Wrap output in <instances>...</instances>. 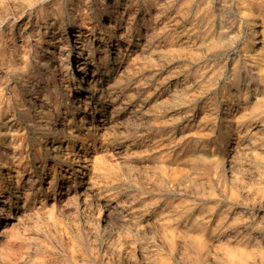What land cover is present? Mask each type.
I'll return each mask as SVG.
<instances>
[{
  "label": "rangeland",
  "instance_id": "obj_1",
  "mask_svg": "<svg viewBox=\"0 0 264 264\" xmlns=\"http://www.w3.org/2000/svg\"><path fill=\"white\" fill-rule=\"evenodd\" d=\"M28 1L0 0V58L7 59L8 64L0 63V152L7 156L9 174L18 178L17 183H12L9 203L5 205L15 217L16 236L8 242L14 253L11 256L17 253L15 258L28 264L34 260L36 264H264V68L261 71L257 65L261 61L264 67V0H241L243 4L240 0H208L210 3L207 0H79V4L76 0H52L59 2V10L51 0H40L34 8ZM76 4L78 11L73 10ZM50 8L52 12L41 19V14ZM53 15L61 21L53 25L55 30L51 32L43 21L46 18L49 21ZM258 15H263L262 34L257 41L262 51L260 56L253 54L249 40L253 20ZM83 17L88 25L84 33H92L93 37L107 39L115 34V27L120 33L118 41L114 42L117 45L104 47L106 50L86 47L83 53L88 64L86 73L80 71L78 75H71L70 64L75 55L71 61L65 54L56 55L48 65L41 66L33 50L42 49L41 56L50 57L46 49L48 38L57 41L65 33L70 38V26L80 24ZM68 46L77 56L73 39ZM118 47L121 52L117 53ZM19 67L29 70V77L32 75L28 80L32 87L29 92L22 91L18 75L14 73ZM6 69L8 74L4 72ZM89 72H94L98 78L90 98L93 103L83 114L87 118L84 127L78 123L74 100L84 88V80L77 82ZM177 93L179 96H174ZM39 99L41 106L39 103L38 109H34ZM249 106L252 109H247ZM39 110L48 111L49 116L42 126L35 119ZM98 117L99 125L88 127L86 122L92 119L96 122ZM71 132L79 138L71 140ZM86 139L92 142L89 148ZM43 145L49 149L45 150L47 146ZM80 152L88 156L94 154L88 166L96 161L90 174L86 171L83 174L92 184L84 193L77 178L72 182V177H68L67 183L62 184L63 170L56 160L67 155L68 161L76 167L81 163L77 160ZM101 168L104 170H99ZM0 192H4L3 189ZM3 240L1 236L0 244Z\"/></svg>",
  "mask_w": 264,
  "mask_h": 264
},
{
  "label": "bare ground",
  "instance_id": "obj_2",
  "mask_svg": "<svg viewBox=\"0 0 264 264\" xmlns=\"http://www.w3.org/2000/svg\"><path fill=\"white\" fill-rule=\"evenodd\" d=\"M4 1V0H3ZM6 1V0H5ZM17 1V0H16ZM23 1V0H22ZM40 0H29L28 2H29V4L31 5V6H33V8L37 5V4H39L40 2H39ZM77 2V4H79L80 3V1L79 0H76ZM115 1V0H114ZM191 1H193V0H191ZM196 1V0H195ZM208 1V0H207ZM223 1V0H222ZM229 1V0H228ZM241 1V0H240ZM259 1V0H258ZM2 2V1H1ZM26 2V1H25ZM24 2V3H25ZM50 2H52V0L50 1ZM70 2V1H69ZM82 2V1H81ZM111 2V1H110ZM129 2V1H128ZM155 2H157V1H155ZM209 2V1H208ZM208 2H206V3H208ZM225 2V1H224ZM230 2V1H229ZM242 2V1H241ZM246 2V1H245ZM251 2V1H250ZM15 3V2H14ZM20 3H21V1H20ZM23 3V4H24ZM53 3V2H52ZM196 3V2H195ZM210 3V2H209ZM238 3V2H237ZM249 3V2H248ZM255 3H256V1H255ZM263 3V2H262ZM9 4V3H8ZM28 4V3H27ZM44 4V3H43ZM42 4V5H43ZM53 4H55V6H54V8L55 9H57V10H59L60 8H61V5L59 4V2H55V3H53ZM76 4V5H77ZM113 4V3H112ZM131 4V3H130ZM142 4V3H141ZM153 4V3H152ZM151 4V5H152ZM169 4H170V2H169ZM176 4V3H175ZM174 4V5H175ZM180 4V3H179ZM178 4V5H179ZM218 4V3H217ZM241 4V3H240ZM242 4H243V2H242ZM261 4V3H260ZM196 5V4H195ZM213 5V4H212ZM5 6V5H4ZM21 6V5H20ZM19 6V7H20ZM28 6V5H27ZM30 6V7H31ZM96 6V5H95ZM134 6V5H133ZM142 6V5H141ZM156 6H158V5H156ZM192 6V5H191ZM197 6V5H196ZM200 6V5H199ZM229 6V5H228ZM250 6V5H249ZM252 6V5H251ZM257 6V5H256ZM7 7V6H6ZM47 7V6H46ZM79 7V5H77V7H73V10L74 11H78V8ZM86 7V6H85ZM84 7V8H85ZM177 7V6H176ZM210 7H212V6H210ZM1 8V7H0ZM43 8V7H42ZM89 8V7H88ZM90 8H91V6H90ZM89 8V9H90ZM113 8V7H112ZM171 8H172V6H171ZM180 8V7H179ZM202 8V7H201ZM246 8V7H245ZM252 8V7H251ZM2 9V8H1ZM36 9V8H35ZM40 9V8H39ZM157 9V8H156ZM170 9V8H169ZM217 9V8H216ZM242 9V8H241ZM255 9V8H254ZM21 10V9H20ZM37 10V9H36ZM52 10H53V8L51 9H48L47 11H45V12H41L42 14V17H41V19H43L44 17H46V16H48V14L49 13H51L52 12ZM70 10V9H69ZM122 10V9H121ZM160 10V9H159ZM184 10V9H183ZM192 10V9H191ZM248 10V9H247ZM263 10H264V8H263ZM13 11V10H12ZM11 11V12H12ZM89 11V10H88ZM127 11V10H126ZM147 11V10H146ZM158 11V10H157ZM181 11V10H180ZM196 11V10H195ZM203 11V10H202ZM210 11V10H209ZM218 11V10H217ZM237 11V10H236ZM1 12V11H0ZM13 12H15V11H13ZM17 12V11H16ZM27 12V11H26ZM87 12V11H86ZM165 12V11H164ZM184 12V11H183ZM8 13V12H7ZM18 13H20V12H18ZM22 13V12H21ZM31 13V12H30ZM74 13V12H73ZM105 13V12H104ZM142 13V12H141ZM147 13V12H146ZM161 13H163V12H161ZM176 12H174V14H175ZM212 13V12H211ZM225 13V12H224ZM227 13H230V12H227ZM256 13V12H255ZM54 14V13H53ZM60 14V13H59ZM131 14V13H130ZM154 14V13H153ZM194 14H196V13H194ZM233 14V13H232ZM247 14V13H246ZM245 13H244V15H246ZM259 14H260V12H259ZM4 15V14H3ZM10 15V14H9ZM14 15V14H13ZM18 15V14H17ZM16 15V16H17ZM80 15V14H79ZM132 15V14H131ZM151 15V14H150ZM182 15V14H181ZM218 15V14H217ZM36 16V15H35ZM82 16V15H81ZM160 16V15H159ZM169 16H171V15H169ZM182 16H184V15H182ZM187 16V15H186ZM186 16H184V17H186ZM190 16V15H189ZM243 16V15H242ZM241 16V18H243ZM249 16V15H248ZM252 16V15H251ZM254 16H255V14H254ZM253 16V17H254ZM263 16V15H262ZM262 16L261 15H258V16H256V18L253 20V26H252V31H251V35H250V42H251V46H252V48H253V54L254 55H259L260 56V52H262L257 46L259 45H257V41H258V39H259V37L261 36V34H262V30H261V21L263 20L262 19ZM100 17V16H99ZM126 17V16H125ZM134 17V16H133ZM178 17V16H177ZM220 17V16H219ZM225 17V16H224ZM35 18V17H34ZM87 18V17H86ZM171 17H169V19H170ZM183 18V17H182ZM203 18V17H202ZM214 19H215V17H213ZM233 18V17H232ZM231 18V19H232ZM238 18V17H237ZM248 18V17H247ZM57 19V17H56V15H53V17L51 18V19H49V21H48V18H46L45 19V22L43 21V24H45L46 26H50V29H51V32L53 31V30H55V28H54V24H56L57 22L58 23H60V21H57L56 20ZM81 19V18H80ZM121 19V18H120ZM142 19V18H141ZM152 19V18H151ZM175 19H176V17H175ZM204 19V18H203ZM205 19H206V17H205ZM225 19V18H224ZM228 19V18H227ZM229 19H230V17H229ZM53 20H56V21H53ZM64 20V19H63ZM84 17L80 20V24H72L71 26H70V28L72 29V32H71V34H70V38H68V35H67V33H65V34H63V35H61V38H59L57 41H54V38H48V40H47V46H46V49H47V52H50L51 53V56L50 57H47V58H45V57H43V56H41V52H42V49L41 50H33V56L34 57H38L37 59H38V63L42 66V65H48L49 64V62H50V60L52 59V57H54V56H56V55H58V56H61V55H64L65 54V57H66V59L67 60H69V61H71L72 60V57L75 55V58H74V60H73V62L70 64V73H71V75L72 76H74L75 74H77L78 75V73L80 72V71H82V72H87V66H88V64H86V62H85V56H83L84 54V51L86 50L85 48L86 47H88L89 49H93V48H95V47H98V48H101L102 50H106V49H103L104 47H107V46H114V45H117V43H114L115 41H118V39H119V37H120V33H118L117 31H116V28L114 27L113 28V31L115 32V34H113V35H109L108 36V38L107 39H104V37H102V36H99V37H93V35H92V33H89L88 35L87 34H85L84 33V29H86V28H88L87 26H86V24H85V22H84ZM88 20V19H87ZM105 20V19H104ZM179 20V19H178ZM199 20V19H198ZM200 20H202V19H200ZM250 20H251V18H250ZM143 21V20H142ZM177 21V20H176ZM191 21V20H190ZM194 21V20H193ZM204 21V20H203ZM206 21V20H205ZM6 22V21H5ZM4 22V23H5ZM37 22V21H36ZM150 22H151V20H150ZM160 22V21H159ZM167 22V21H166ZM173 22H175V21H173ZM224 22V21H223ZM226 22V21H225ZM240 22V21H239ZM238 22V23H239ZM10 23V22H9ZM79 23V22H78ZM116 23V22H115ZM148 23V22H147ZM178 23V22H177ZM196 23H197V21H196ZM212 23V22H211ZM215 23V22H214ZM219 23V22H218ZM241 23V22H240ZM3 24V23H2ZM38 24V23H37ZM140 24V23H139ZM166 24V23H165ZM181 24V23H180ZM192 24V23H191ZM202 24V23H201ZM8 25V24H7ZM54 25V26H53ZM66 25V24H65ZM205 25V24H204ZM211 25V24H210ZM214 25V24H213ZM221 25V24H220ZM224 25V24H223ZM248 25V24H247ZM11 26V25H10ZM39 26V25H38ZM46 26H45V33H47V31L48 30H46ZM109 26H111V25H109ZM126 26V25H125ZM174 26V25H173ZM194 26V25H193ZM197 26V25H196ZM240 26V25H239ZM246 26V25H245ZM244 26V27H245ZM37 27V26H36ZM35 27V28H36ZM58 27V26H57ZM171 27V26H170ZM204 27V26H203ZM222 27V26H221ZM220 27V28H221ZM10 28V27H9ZM12 28V27H11ZM30 28V27H29ZM28 28V29H29ZM93 28V27H92ZM96 28V27H95ZM180 28V27H179ZM179 28H178V30H179ZM183 28V27H182ZM187 28V27H186ZM196 28V27H195ZM208 28V27H207ZM211 28H213V26L211 27ZM233 28V27H232ZM241 28V27H240ZM25 29V28H24ZM24 29H22V30H24ZM49 29V28H48ZM160 29V28H159ZM184 29V28H183ZM193 29V28H192ZM200 29V28H199ZM215 29V28H214ZM230 29V28H229ZM236 29V28H235ZM249 29V28H248ZM95 30V29H94ZM191 30V29H190ZM194 30V29H193ZM28 31V30H27ZM36 31V30H35ZM66 31V30H65ZM100 31H101V29H100ZM134 31V30H133ZM145 31V30H144ZM152 31V30H151ZM186 31V30H185ZM184 31V32H185ZM222 31V30H221ZM226 31V30H225ZM225 31H224V33H225ZM243 31V30H242ZM248 31V30H247ZM264 31V30H263ZM22 32V31H21ZM141 32V31H140ZM163 32V31H162ZM172 32V31H171ZM199 32V31H198ZM212 32V31H211ZM27 33V32H26ZM129 33V32H128ZM158 33V32H157ZM166 33H167V31H166ZM177 33H179V32H177ZM176 33V34H177ZM190 33V32H189ZM201 33V32H200ZM213 33H215V32H213ZM239 33V32H238ZM247 33V32H246ZM29 34V33H28ZM104 34V33H103ZM130 34V33H129ZM132 34V33H131ZM156 34V33H155ZM228 34V33H227ZM244 34V33H243ZM3 35V34H2ZM1 35V36H2ZM8 35V34H7ZM153 35V34H152ZM168 35H173V33L172 34H168ZM214 35V34H213ZM28 36V35H27ZM34 36V35H33ZM60 36V35H59ZM123 36V35H122ZM163 36V35H162ZM232 36V35H231ZM237 37H238V35H236ZM248 36V35H247ZM13 37V36H12ZM176 37V36H175ZM178 37V36H177ZM180 37V36H179ZM185 37H186V35H185ZM205 37V36H204ZM207 37V36H206ZM233 37H235V36H233ZM249 37V36H248ZM264 37V36H263ZM15 38V37H14ZM221 38V37H220ZM219 38V39H220ZM228 38V37H227ZM232 38V37H231ZM236 38V37H235ZM19 39V38H18ZM70 39L72 40L73 39V48H75V53L77 52V56H76V54H74V51H72V50H70V47L68 46L69 45V42H70ZM148 39V38H147ZM152 39V38H151ZM247 39V38H246ZM17 40V39H16ZM142 40V39H141ZM161 40V39H160ZM174 40V39H173ZM190 40V39H189ZM191 40H193L194 41V39H191ZM226 40V39H225ZM233 40V39H232ZM260 40V39H259ZM133 41V40H132ZM174 41H177V40H174ZM200 41V40H199ZM228 41V40H227ZM239 41V40H238ZM138 42V41H137ZM157 42V41H156ZM186 42V41H185ZM188 42V41H187ZM201 42V41H200ZM199 42V43H200ZM221 42V41H220ZM24 43V42H23ZM173 43V42H172ZM178 43V42H177ZM192 43V42H191ZM223 43H225V42H223ZM229 43V42H228ZM231 43H233V42H231ZM248 43V42H247ZM263 43V42H262ZM33 44H34V42H33ZM145 44V43H144ZM151 44H153V43H151ZM181 44V43H180ZM197 44V43H196ZM236 44V43H235ZM148 45V44H147ZM215 45V44H214ZM217 45V44H216ZM219 45V44H218ZM227 45V44H226ZM234 45V44H233ZM238 45V44H237ZM24 46V45H23ZM28 46V45H27ZM129 46V45H128ZM141 46V45H140ZM173 46V45H172ZM190 46V45H189ZM195 46V45H194ZM224 46V45H223ZM230 46V45H229ZM6 47V46H5ZM13 47V46H12ZM20 47V46H19ZM162 47V46H161ZM167 47V46H166ZM209 46H207V48H208ZM212 47V46H211ZM232 47V46H231ZM29 48V47H28ZM87 48V49H88ZM142 48V47H141ZM176 48V47H175ZM182 48V47H181ZM187 48V47H186ZM197 48V47H196ZM200 48V47H199ZM198 48V49H199ZM226 48V47H225ZM243 48V47H242ZM109 49V48H108ZM114 49V48H113ZM125 49V48H124ZM139 49V48H138ZM187 49H189V48H187ZM221 49H223V48H221ZM237 49V48H236ZM169 50V49H168ZM196 50V49H195ZM217 50V49H216ZM225 50V49H224ZM223 50V51H224ZM3 51V50H2ZM30 51V50H29ZM64 51L66 52V53H64ZM87 51V50H86ZM120 51V48L118 47V49H116V52L118 53ZM167 51V50H166ZM182 52H183V50H181ZM189 51V50H188ZM193 51V50H192ZM191 51V52H192ZM221 51V50H220ZM234 51V50H233ZM1 52V51H0ZM10 52V51H9ZM16 52V51H15ZM20 52V51H19ZM23 52V51H22ZM21 52V53H22ZM92 52V51H91ZM121 52V51H120ZM155 52V51H154ZM198 52V51H197ZM218 52V51H217ZM225 52V51H224ZM252 52V51H251ZM17 53V52H16ZM90 53V52H89ZM241 53V52H240ZM249 53V52H248ZM116 54V53H115ZM130 54V53H129ZM138 54H141V53H138ZM162 54V53H161ZM198 54V53H197ZM223 54V53H222ZM237 54V53H236ZM30 55V54H29ZM126 55V54H125ZM249 54H247V56H248ZM262 55V54H261ZM104 57H107L108 55L107 54H104L103 55ZM156 56H158V55H156ZM169 56V55H168ZM220 56V55H219ZM231 56V55H230ZM239 56V55H238ZM241 56V55H240ZM264 56V55H263ZM20 57H22V55L20 56ZM64 57V56H63ZM119 57V56H118ZM162 57V56H161ZM236 57V56H235ZM87 58V57H86ZM92 58V57H91ZM121 58V57H120ZM231 58V57H230ZM28 59V58H27ZM27 59H24L23 60V62L28 66V64H27ZM35 59V58H34ZM58 59V58H57ZM88 59V58H87ZM113 59V58H112ZM115 59V58H114ZM126 59V58H125ZM240 59V58H239ZM252 59V58H251ZM0 60H1V64L3 65V64H5L6 66L8 65L7 64V59H5V58H0ZM89 60V59H88ZM232 60V59H231ZM29 61V60H28ZM52 61H54V60H52ZM129 61V60H128ZM136 61V60H135ZM240 61V60H239ZM263 61V60H262ZM33 62V61H32ZM36 62V61H35ZM235 62H237V60L235 61ZM30 63V62H29ZM226 63V62H225ZM244 63V62H243ZM16 64V63H15ZM32 64V63H31ZM30 64V65H31ZM130 64V63H129ZM128 64V65H129ZM240 64V63H239ZM245 64V63H244ZM25 65V66H26ZM55 65H57V64H55ZM65 65V64H64ZM236 65H237V63H236ZM257 65H258V69L259 70H261L262 71V69L264 68L263 67V63L261 62V61H258V63H257ZM36 66V65H35ZM51 66V65H50ZM126 66H127V64H126ZM222 66V65H221ZM226 66V65H225ZM233 66H234V64H233ZM239 67V66H238ZM253 67V66H252ZM29 68V67H28ZM58 68V67H57ZM60 68V67H59ZM163 68V67H162ZM45 69V68H44ZM233 69H234V67H233ZM36 70V69H35ZM249 70V69H248ZM256 70V69H255ZM254 70V71H255ZM51 71V70H50ZM55 71V70H54ZM58 71V70H57ZM214 71V70H213ZM229 71V70H228ZM245 71V70H244ZM2 72H3V70H2ZM5 72V74H8V71H7V69L4 71ZM3 72V73H4ZM46 72V71H45ZM222 72H224V71H222ZM243 72V71H242ZM252 72V71H251ZM14 73L15 74H17L18 75V79H19V83H20V87H21V89H22V91L24 92V93H26V92H29L31 89H32V87H31V85L28 83V80L31 78V76L29 77V70H27V69H25V67H19V68H17V69H15L14 70ZM33 73V72H32ZM44 73V72H43ZM94 73V72H93ZM93 73H91L90 74V72H89V74L87 75V76H85L84 78H82V76H81V78L79 79V81L77 82V83H79L80 84V81L81 80H84V83H83V89L81 88L79 91H78V93H77V95L75 96L76 97V99L74 100V102H75V104H76V110L78 111V116H79V125L80 126H84V125H86L84 122H85V119H87V118H85V116H83V114L87 111V109L90 107V105L93 103L92 101H90V98H92V95H93V91L95 90V87H96V80H97V76H94V74ZM117 73H119V72H117ZM253 73V72H252ZM222 74V73H221ZM225 74V73H224ZM247 74V73H246ZM263 74V73H262ZM16 75V76H17ZM46 75V74H45ZM48 75V74H47ZM82 75V74H81ZM114 75V74H113ZM112 75V76H113ZM118 75V74H117ZM219 75V74H218ZM217 75V76H218ZM251 75V74H250ZM15 76V77H16ZM111 76V75H110ZM220 76V75H219ZM237 76V75H236ZM38 77V76H37ZM58 77V76H57ZM56 77V78H57ZM119 77V76H118ZM229 77V76H228ZM232 77V76H231ZM249 77V76H248ZM264 77V76H263ZM4 78V77H3ZM240 78V77H239ZM247 78V77H246ZM8 79V78H7ZM64 79V78H63ZM219 79V78H218ZM58 80V79H57ZM214 80H216V79H214ZM263 80V79H262ZM261 80V81H262ZM43 81V80H42ZM69 81V80H68ZM244 81V80H243ZM250 81V80H249ZM117 82V81H116ZM202 82V81H201ZM201 82H199V83H201ZM206 82V81H205ZM211 82V81H210ZM236 82V81H235ZM247 82V81H246ZM245 82V83H246ZM15 83V82H14ZM108 83V82H107ZM226 83V82H225ZM256 83V82H255ZM114 84V83H113ZM125 84V83H124ZM189 84V83H188ZM229 84V83H228ZM19 85V84H18ZM116 85V84H115ZM122 85V84H121ZM157 85V84H156ZM173 85V84H172ZM193 85V84H192ZM246 85V84H245ZM182 86V85H181ZM191 86V85H190ZM222 86V85H221ZM220 86V87H221ZM262 86V85H261ZM13 87V86H12ZM58 87V86H57ZM98 87V86H97ZM117 87V86H116ZM152 87V86H151ZM234 87V86H233ZM245 87V86H244ZM251 87V86H250ZM3 88V87H2ZM17 88V87H16ZM63 88V87H62ZM109 88V87H108ZM123 88H125V87H123ZM126 88H128V87H126ZM125 88V89H126ZM183 88V87H182ZM181 88V89H182ZM186 88V87H185ZM255 88V87H254ZM257 88H258V86H257ZM66 89V88H65ZM100 89V91L102 90V88L100 87L99 88ZM222 89V88H221ZM259 89H260V87H259ZM7 90V89H6ZM19 90V89H18ZM49 90V89H48ZM130 90H131V88H130ZM192 90V89H191ZM216 90V89H215ZM246 90V89H245ZM66 91V90H65ZM128 91V90H127ZM221 91V90H220ZM219 91V92H220ZM236 91V90H235ZM257 91V90H256ZM5 92V91H4ZM56 92H57V90H56ZM132 92V91H131ZM159 92V91H158ZM189 92V91H188ZM9 93V92H8ZM16 93V92H15ZM39 93V92H38ZM37 93V94H38ZM97 93V92H96ZM156 93V92H155ZM257 93V92H256ZM262 93V92H261ZM45 94V93H44ZM116 94V93H115ZM178 94V95H177ZM177 94H175L174 96H179V93H177ZM235 94V93H234ZM237 94V93H236ZM18 95V94H17ZM16 95V96H17ZM75 95V94H74ZM97 95H100V94H97ZM96 95V96H97ZM105 95V94H104ZM241 95V94H240ZM243 95V94H242ZM247 95V94H246ZM255 95V94H254ZM258 95V94H257ZM256 95V96H257ZM1 96V95H0ZM37 96V95H36ZM52 96V95H51ZM66 96V95H65ZM188 96V95H187ZM209 96V95H208ZM239 96V95H238ZM248 96V95H247ZM22 97V96H21ZM99 97V96H98ZM108 97V96H107ZM157 97V96H156ZM214 97V96H213ZM230 97V96H229ZM232 97V96H231ZM235 97V96H234ZM240 97V96H239ZM261 97V96H260ZM36 98V97H35ZM48 98V97H47ZM131 98V97H130ZM208 98V97H207ZM251 98V97H250ZM264 98V97H263ZM262 98V99H263ZM7 99V98H6ZM32 99H33V97H32ZM38 99V98H37ZM43 99V98H42ZM62 99V98H61ZM110 99V98H109ZM185 99V98H184ZM191 99V98H190ZM189 99V100H190ZM236 99V98H235ZM238 99V98H237ZM244 99V98H243ZM242 99V100H243ZM259 99V98H258ZM262 99L260 100V101H262ZM45 100V99H44ZM154 100V99H153ZM156 100V99H155ZM195 100V99H194ZM5 101V100H4ZM51 101V100H50ZM55 101V100H54ZM110 101V100H109ZM128 101V100H127ZM170 101V100H169ZM168 101V102H169ZM185 101V100H184ZM216 101V100H215ZM228 101V100H227ZM18 102H20V101H18ZM41 99H39V101L37 102V105L34 107V109H38V104L40 103V106H41ZM178 102H179V100H178ZM192 102V101H191ZM220 102V101H219ZM1 103H3V102H1ZM67 103V102H66ZM124 103V102H123ZM172 103V102H171ZM185 103H187V102H185ZM233 103V102H232ZM250 103V102H249ZM4 104H6V103H4ZM19 104V103H18ZM58 104V103H57ZM64 104V103H63ZM218 104V103H217ZM224 104V103H223ZM257 104V103H256ZM255 104V105H256ZM262 104V103H261ZM261 104H259V107L261 106ZM12 105V104H11ZM74 105V104H73ZM120 105V104H119ZM132 105V104H131ZM171 105V104H170ZM173 105V104H172ZM183 105V104H182ZM187 105V104H186ZM204 105V104H203ZM209 105V104H208ZM215 105V104H214ZM238 105V104H237ZM241 105V104H240ZM245 105V104H244ZM243 105V106H244ZM250 105H252V103H250ZM253 105H254V103H253ZM22 106V105H21ZM30 106V105H29ZM93 106V105H92ZM125 106H127V105H125ZM130 106V105H129ZM176 106V105H175ZM218 106H219V104H218ZM12 107V106H11ZM24 107H25V105H24ZM60 107V106H59ZM119 107V106H118ZM187 107V106H186ZM196 107V106H195ZM199 107V106H198ZM211 107V106H210ZM228 107V106H227ZM236 107V106H235ZM5 108V107H4ZM13 108V107H12ZM17 108H18V106H17ZM109 108V107H108ZM114 108V107H113ZM183 108V107H182ZM205 108V107H204ZM209 108V107H208ZM224 108V107H223ZM244 108V107H243ZM250 109L251 107L249 106V107H247V109ZM46 109V108H45ZM132 109V108H131ZM173 109V108H172ZM192 109V108H191ZM202 109V108H201ZM252 109V108H251ZM3 110V109H2ZM170 110V109H169ZM91 111V110H90ZM114 111V110H113ZM210 111V110H209ZM223 111V110H222ZM221 111V112H222ZM262 111V110H261ZM26 112V111H25ZM31 112V111H30ZM47 112L48 111H44V110H39L38 112H36V115H35V119H36V123L38 124V125H44L45 123H46V120H47V117H49L48 116V114H47ZM72 112V111H71ZM130 112H132V111H130ZM166 112V111H165ZM183 112V111H182ZM204 112V111H203ZM211 112V111H210ZM218 112V111H217ZM227 112V111H226ZM247 112V111H246ZM16 113V112H15ZM27 113H29V112H27ZM33 113V112H32ZM56 113V112H55ZM91 113V112H90ZM113 113V112H112ZM224 113V112H223ZM258 113V112H257ZM3 114H4V112H3ZM67 114V113H66ZM185 114V113H184ZM188 114V113H187ZM242 114V113H241ZM249 114H250V112H249ZM13 115V114H12ZM53 115V114H52ZM126 115V114H125ZM138 115V114H137ZM195 115V114H194ZM217 115V114H216ZM228 115V114H227ZM235 115V114H234ZM27 116V115H26ZM54 116V115H53ZM135 116H136V114H135ZM141 116V115H140ZM169 116H170V114H169ZM178 116V115H177ZM208 116V115H207ZM212 116V115H211ZM217 116H219V115H217ZM229 116V115H228ZM253 116H255V115H253ZM12 117V116H11ZM15 117V116H14ZM32 117V116H31ZM58 117V116H57ZM62 117H63V115H62ZM109 117V116H108ZM181 117H182V115H181ZM209 117V116H208ZM264 117V116H263ZM10 118V117H9ZM13 118V117H12ZM53 118V117H52ZM55 118V117H54ZM69 118V117H68ZM200 118V117H199ZM207 118V117H206ZM223 118V117H222ZM227 118V117H226ZM232 118V117H231ZM77 119V118H76ZM193 119V118H192ZM224 119V118H223ZM63 120H64V118H63ZM168 120V119H167ZM221 120V119H220ZM250 120V119H249ZM253 120V119H252ZM251 120V121H252ZM196 121V120H195ZM250 121V122H251ZM1 122V121H0ZM24 122V121H23ZM26 122V121H25ZM32 122V121H31ZM34 122V121H33ZM72 122V121H71ZM101 122V119L98 117L97 119H96V122L95 121H93V119L92 120H90L89 122H86V123H88V127H91V126H95V125H99V123ZM110 122V121H109ZM218 122V121H217ZM255 122V121H254ZM28 123V122H27ZM209 123V122H208ZM213 123H214V121H213ZM242 123H244V122H242ZM22 124V123H21ZM54 124V123H53ZM67 124V123H66ZM105 124V123H104ZM138 124V123H137ZM141 124V123H140ZM178 124V123H177ZM203 124V123H202ZM219 124V123H218ZM52 125V124H51ZM71 125H72V123H71ZM78 125V126H79ZM200 125V124H199ZM212 125V124H211ZM216 125V124H215ZM258 125V124H257ZM8 126H9V124H8ZM27 126V125H26ZM35 126V125H34ZM49 126V125H48ZM57 126V125H56ZM74 126V125H73ZM44 127V126H43ZM54 127V126H53ZM85 127V126H84ZM103 127V126H102ZM158 127V126H157ZM186 127V126H185ZM184 127V128H185ZM40 128V127H39ZM46 128V127H45ZM61 128V127H60ZM67 128V127H66ZM160 128V127H159ZM255 128V127H254ZM263 128V127H262ZM4 129V128H3ZM15 129H16V127H15ZM19 129V128H18ZM64 129V128H63ZM108 129V128H107ZM138 129V128H137ZM136 129V130H137ZM173 129V128H172ZM193 129V128H192ZM198 129V128H197ZM219 129V128H218ZM17 130V129H16ZM43 130V129H42ZM82 130V129H81ZM103 130V129H102ZM230 130V129H229ZM237 130V129H236ZM28 131H30V130H28ZM50 131V130H49ZM64 131V130H63ZM66 131V130H65ZM105 131V130H104ZM184 131H186V130H184ZM217 131V130H216ZM239 131V130H238ZM252 131V130H251ZM10 132V131H9ZM26 132V131H25ZM33 132V131H32ZM38 132H39V130H38ZM57 132V131H56ZM70 132V131H69ZM102 132V131H101ZM195 132V131H194ZM20 133V132H19ZM66 133V132H65ZM105 133H107V132H105ZM145 133V132H144ZM156 133V132H155ZM184 133V132H183ZM191 133V132H190ZM244 133V132H243ZM1 134H2V130H0V136H1ZM71 134H72V132H71ZM108 134V133H107ZM111 134V133H110ZM235 134V133H234ZM241 134V133H240ZM58 135V134H57ZM66 135V134H65ZM64 135V136H65ZM101 135V134H100ZM116 135V134H115ZM119 135V134H118ZM212 135V134H211ZM264 135V134H263ZM13 136V135H12ZM79 135L78 134H72V136L70 137L71 138V140H76V139H78L79 137H78ZM96 136V135H95ZM106 136V135H105ZM120 136V135H119ZM186 136V135H185ZM10 137H11V135H10ZM18 137V136H17ZM28 137V136H27ZM44 137V136H43ZM109 137V136H108ZM183 137V136H182ZM216 137V136H215ZM15 138V137H14ZM52 138V137H51ZM81 138V137H80ZM98 138V137H97ZM151 138V137H150ZM173 138V137H172ZM22 139V138H21ZM64 139V138H63ZM92 139H94V138H92ZM119 139V138H118ZM153 139V138H152ZM234 139V138H233ZM253 139H255V136H254V138ZM264 139V138H263ZM16 140V139H15ZM49 140V139H48ZM102 140V139H101ZM114 140V139H113ZM133 140H135V139H133ZM141 140V139H140ZM251 140V139H250ZM10 141V140H9ZM121 141V140H120ZM119 141V142H120ZM147 141V140H146ZM178 141V140H177ZM246 141V140H245ZM14 142V141H13ZM18 142V141H17ZM16 142V143H17ZM32 142V141H31ZM38 142V141H37ZM66 142H67V148L69 149V141H67V139H66ZM82 142V141H81ZM85 142H86V145L88 146V148H89V146H91L92 145V142H91V140L90 139H86L85 140ZM111 142V141H110ZM26 143H28V142H26ZM100 143V142H99ZM105 143H107V142H105ZM113 143V142H112ZM124 143V142H123ZM155 143V142H154ZM217 143V142H216ZM19 144V143H18ZM29 144V143H28ZM109 144V143H108ZM182 144V143H181ZM213 144H214V142H213ZM221 144V143H220ZM22 145H24L23 143H22ZM55 145H56V143H55ZM97 145V144H96ZM95 145V146H96ZM247 145V144H246ZM21 146V145H20ZM28 146V145H27ZM44 146V145H43ZM42 146V147H43ZM45 146H47V145H45ZM44 146V147H45ZM129 146V145H128ZM156 146V145H155ZM192 146H194V145H192ZM242 146H244V145H242ZM60 147V146H59ZM81 147V146H80ZM100 147V146H99ZM185 147V146H184ZM238 147V146H237ZM38 148V147H37ZM51 148V147H50ZM54 148V147H53ZM61 148V147H60ZM65 148V147H64ZM66 148V149H67ZM78 148V147H77ZM123 148V147H122ZM236 148V147H235ZM234 148V149H235ZM247 148V147H246ZM260 148H262V147H260ZM8 149V148H7ZM12 149V148H11ZM20 149V148H19ZM44 149V148H43ZM49 149V147L47 146L46 147V149L45 150H48ZM101 149V148H100ZM146 149H148L147 147H146ZM184 149V148H183ZM218 149V148H217ZM241 149V148H240ZM249 149V148H248ZM9 150V149H8ZM26 150V149H25ZM35 150H36V148H35ZM57 150V149H56ZM87 150V149H86ZM94 150V149H93ZM104 150V149H103ZM113 150V149H112ZM115 150V149H114ZM130 150V149H129ZM187 150V149H186ZM260 150V149H259ZM43 151V150H42ZM53 151V150H52ZM101 151H102V149H101ZM122 151V150H121ZM123 151H125V150H123ZM127 151V150H126ZM146 151V150H145ZM166 151H167V149H166ZM172 151V150H171ZM174 151H175V149H174ZM249 151H251V150H248V152ZM255 151V150H254ZM253 151V152H254ZM261 151V150H260ZM5 152V151H4ZM50 152V151H49ZM55 152V151H54ZM108 152V151H107ZM110 152V151H109ZM108 152V153H109ZM185 152V151H184ZM196 152V151H195ZM242 152V151H241ZM241 152H240V154H241ZM247 152V151H246ZM256 152V151H255ZM51 153V152H50ZM53 153V152H52ZM69 153V151H67V154ZM77 153V152H76ZM81 153V152H80ZM92 153H94V152H92ZM112 153V152H111ZM115 153V152H114ZM127 153V152H126ZM126 153L124 154V155H126ZM128 153H129V151H128ZM168 153H170V152H168ZM176 153V152H175ZM243 153H245L244 151H243ZM251 153V152H250ZM12 154V153H11ZM24 154V153H23ZM40 154V153H39ZM72 154V153H71ZM79 154V153H78ZM100 154V153H99ZM99 154H96V156L98 155L99 156ZM102 154H104V153H102ZM107 154V153H106ZM194 154V153H193ZM261 154V153H260ZM264 154V153H263ZM26 156L28 155V154H25ZM54 155V154H53ZM92 155H94V154H90V156H88V154H86V153H81L80 155H78V158H77V160L78 161H80L81 163H80V165L79 166H76V167H74V166H72L71 165V163L68 161V156L66 155V156H63V157H58V159H56V160H58L59 162H60V165H58L59 167H60V169H62L63 170V172H62V177H63V182H62V184H65V183H67V181H66V178H68V177H72V182H73V180L74 179H76L77 178V180L79 181V184L78 185H80V188L82 189V193H84V192H86V190H87V188H88V186H89V184H90V179H87L86 177L84 178L83 177V174H85V171H86V173L88 172H91V170H93L94 168H95V165H96V161H94V163H93V160H92V165H87V163H88V161L90 160V157L92 156ZM101 155V154H100ZM109 155V154H108ZM108 155H107V157H108ZM123 155V156H124ZM175 155V154H174ZM187 155V154H186ZM262 155V154H261ZM260 155V156H261ZM10 156V155H9ZM57 156V155H56ZM75 156V155H74ZM95 156V157H96ZM103 156V155H102ZM179 156V155H178ZM193 156H195V155H193ZM223 156V155H222ZM6 154L5 153H3V152H0V190L1 189H3V191L4 192H0V196H2L3 198L2 199H0V238H1V236L2 237H4V240H3V243L2 244H0V245H3V247L2 246H0V258H1V264H28L27 262H23V260L21 259V258H15V255L17 254L16 252V250H15V255L12 257L11 255H13L14 253H12L11 252V250H10V248L12 247V246H10L9 244H8V242H9V240H10V238L12 237V236H14L15 235V232H14V230H13V226H14V224H15V222L13 221L14 220V216H13V214H12V211H10V210H7L6 209V207H5V205L7 204L8 205V203H9V195H8V193H11L10 192V190H11V188L14 186L12 183L14 182V183H17V179L16 178H14V177H12L9 173V170L11 169V167H10V165H9V162L7 161V159H6ZM45 157V156H44ZM72 157V156H71ZM116 157V156H115ZM118 157H120V156H118ZM190 157V156H189ZM225 157V156H224ZM262 157H264V156H262ZM22 158H23V156H22ZM25 158V157H24ZM46 158V157H45ZM57 158V157H56ZM70 158V157H69ZM91 158H93V157H91ZM99 158H100V156H99ZM111 158H113V157H111ZM162 158V157H161ZM76 159V158H75ZM105 159H106V157H105ZM177 159V158H176ZM101 160V159H100ZM121 160V159H120ZM23 161V160H22ZM102 161H105V160H102ZM109 161V160H108ZM111 161V160H110ZM116 161V160H115ZM254 161V160H253ZM31 162V161H30ZM29 162V163H30ZM227 162V161H226ZM243 162V161H242ZM29 163H27V164H29ZM78 163V162H77ZM112 163H113V161H112ZM111 163V164H112ZM223 163V162H222ZM244 163V162H243ZM258 163V162H257ZM31 164V163H30ZM62 164H64L65 165V168H62ZM90 164V163H89ZM104 164V163H103ZM116 164V163H115ZM115 164H113V165H115ZM229 165V164H228ZM43 166V165H42ZM64 167V166H63ZM97 167V166H96ZM97 169V168H96ZM220 169V168H219ZM33 170H34V168H33ZM36 170V169H35ZM99 170H104V169H99ZM225 170V169H224ZM14 171V170H13ZM53 171V170H52ZM61 171V170H60ZM105 171H106V169H105ZM16 172H18V170L16 171ZM36 172V171H35ZM34 172V173H35ZM49 173V172H48ZM112 173V172H111ZM225 173H226V171H225ZM17 174V173H16ZM26 174V173H25ZM90 174V173H89ZM100 174H102V173H100ZM107 174H108V172H107ZM21 175V174H20ZM52 175V174H51ZM55 175V174H54ZM86 176H88V174L86 175ZM96 176V175H95ZM112 176V175H111ZM26 177V176H25ZM33 177V176H32ZM35 177V176H34ZM33 177V178H34ZM50 177V176H49ZM102 177V176H101ZM51 178V177H50ZM90 178H91V175H90ZM93 178V180H95V178L94 177H92ZM244 178V177H243ZM15 179V180H14ZM28 179V178H27ZM114 179V178H113ZM102 180H104V179H102ZM38 181V180H37ZM40 181V180H39ZM98 181V180H97ZM100 181V180H99ZM105 181V180H104ZM44 182V181H43ZM50 180L48 179L47 181H46V183L49 185L50 184ZM102 182V181H101ZM122 182V181H121ZM126 182V181H125ZM117 183V182H116ZM169 183V182H168ZM245 183V182H244ZM72 184V183H71ZM97 184V183H96ZM109 184V183H108ZM149 184V183H148ZM154 184V183H153ZM240 184V183H239ZM90 185H92V184H90ZM110 185V184H109ZM118 185H119V183H118ZM245 185V184H244ZM40 186V185H39ZM74 186V185H73ZM106 186H107V184H106ZM115 186V185H114ZM20 187V186H19ZM42 187V186H41ZM46 187V189H48V186H45ZM98 187H99V185H98ZM108 187V186H107ZM112 187V186H111ZM119 187V186H118ZM148 187V186H147ZM25 188V187H24ZM97 188V187H96ZM96 188H94L95 190H96ZM103 188V187H102ZM123 188V187H122ZM98 189V188H97ZM114 189H116V188H114ZM120 189H121V187H120ZM137 190V189H136ZM20 191V190H19ZM27 191V190H26ZM29 191V190H28ZM78 191V190H77ZM77 191H75L76 193H77ZM107 191V190H106ZM125 191V190H124ZM134 191V190H133ZM67 192V191H66ZM91 192V191H90ZM181 192V191H180ZM239 192V191H238ZM247 192V191H246ZM2 193H3V195H2ZM33 193V192H32ZM81 193V194H82ZM244 193V192H243ZM57 194V193H56ZM79 194V193H78ZM170 194V193H169ZM238 194V193H237ZM23 195V194H22ZM25 195V194H24ZM85 195V194H84ZM93 195V194H92ZM96 195V194H95ZM137 195V194H136ZM204 195V194H203ZM248 195V194H247ZM259 195V194H258ZM19 196V195H18ZM61 196V195H60ZM77 196V195H76ZM102 196V195H101ZM121 196V195H120ZM125 196V195H124ZM208 196V195H207ZM243 196H245V195H243ZM16 197V196H15ZM69 197H70V195H69ZM71 197H74V196H71ZM80 197H82V196H80ZM117 197V196H116ZM173 197V196H172ZM240 197H242V196H240ZM28 198V197H27ZM42 198H43V196H42ZM77 198V197H76ZM93 198V197H92ZM243 198V197H242ZM242 198H241V200H242ZM257 198V197H256ZM25 199V198H24ZM49 199H50V197H49ZM107 199H109V197L107 198ZM123 199V198H122ZM247 199H249V197L247 196ZM258 199V198H257ZM15 200V199H14ZM26 200V199H25ZM43 200V199H42ZM95 200V199H94ZM120 200V199H119ZM126 200H128V199H126ZM215 200V199H214ZM238 200V199H237ZM240 200V201H241ZM22 201V200H21ZM38 201V200H37ZM50 201V200H49ZM48 201V202H49ZM55 201V200H54ZM89 201V200H88ZM121 201V200H120ZM125 201V200H124ZM231 201H232V199H231ZM256 201H258V200H256ZM256 201H255V203H256ZM41 202V201H40ZM103 202V201H102ZM122 202V201H121ZM235 202V201H234ZM247 202V201H246ZM56 203V202H55ZM87 203V202H86ZM106 203V202H105ZM126 203V202H125ZM138 203V202H137ZM24 204V203H23ZM50 204V203H49ZM52 204V203H51ZM232 204H234V203H232ZM237 204V203H236ZM95 205H96V203H95ZM102 205V204H101ZM100 205V206H101ZM107 205V204H106ZM111 205V204H110ZM124 205V204H123ZM138 205V204H137ZM162 205V204H161ZM246 205H249V203L248 204H246ZM251 205V204H250ZM40 206V205H39ZM38 206V207H39ZM55 206H57V205H55ZM113 206H114V203H113ZM240 206H242V205H240ZM245 206V205H244ZM257 206H259V205H257ZM29 207V206H28ZM42 207V206H41ZM106 207V206H105ZM144 207V206H143ZM233 207H234V205H233ZM250 207V206H249ZM248 207V208H249ZM252 207V206H251ZM44 208H46V207H44ZM48 208H49V206H48ZM51 208V207H50ZM104 208V207H103ZM196 208H198V207H196ZM202 208V207H201ZM258 208V207H257ZM43 209V208H42ZM54 209H56V207L54 208ZM119 209V208H118ZM124 209V208H123ZM122 209V210H123ZM166 209V208H165ZM193 209V208H192ZM200 209V208H199ZM205 209V208H204ZM251 209V208H250ZM256 209V208H255ZM31 210H32V208H31ZM34 210V209H33ZM40 209L38 208V211H39ZM47 210V209H46ZM52 210V209H51ZM108 209H106V211H107ZM127 210V209H126ZM198 210V209H197ZM258 210V209H257ZM19 211V210H18ZM37 211V210H36ZM49 211V210H48ZM48 211H47V213H48ZM109 211V210H108ZM117 211V210H116ZM215 211V210H214ZM253 211V210H252ZM21 212V211H20ZM31 212V211H30ZM33 212V211H32ZM42 213H43V211H41ZM52 212V211H51ZM54 212V211H53ZM123 212H124V210H123ZM199 212V211H198ZM24 213V212H23ZM36 213V212H35ZM34 212H33V214H35ZM38 213V212H37ZM40 213V212H39ZM45 213H46V211H45ZM45 213H44V215H45ZM24 214H26V212L24 213ZM49 214H51V213H49ZM106 214V213H105ZM138 214V213H137ZM175 214V213H174ZM21 215V214H20ZM36 215V214H35ZM34 215V216H35ZM39 215V214H38ZM53 215V214H52ZM51 215V216H52ZM55 215V214H54ZM23 216V215H22ZM22 216H21V218H22ZM37 216V215H36ZM35 216V217H36ZM49 216V215H48ZM183 216V215H182ZM187 216V215H186ZM257 216V215H256ZM55 217V216H54ZM190 217V216H189ZM20 218V219H21ZM29 218V217H28ZM39 218V217H38ZM37 218V219H38ZM138 218V217H137ZM158 218V217H157ZM20 219H19V221H20ZM22 219H26L25 217L24 218H22ZM30 219V218H29ZM40 219V218H39ZM51 219V218H50ZM52 219H53V217H52ZM58 219V218H57ZM181 219V218H180ZM17 220V219H16ZM45 220H46V218H45ZM45 220H44V222H45ZM47 220H49V219H47ZM59 220V219H58ZM163 220V219H162ZM167 220V219H166ZM188 220V219H187ZM18 221V220H17ZM18 221V222H19ZM22 221L23 220H21L20 222L22 223ZM30 221H31V219H30ZM33 221V220H32ZM54 222H57V221H55V219L53 220ZM161 221V220H160ZM246 221V220H245ZM41 222V221H40ZM43 222V221H42ZM50 223H51V221H49ZM153 222V221H152ZM33 223V222H32ZM37 223H39L38 221H37ZM36 223V224H37ZM49 223V224H50ZM58 223V222H57ZM141 223H143V222H141ZM144 223H146V222H144ZM155 223V222H154ZM187 223V222H186ZM189 223V222H188ZM17 224V223H16ZM35 224V223H34ZM34 224H33V226H34ZM52 224V223H51ZM56 224V223H55ZM97 224V223H96ZM157 224V223H156ZM190 224V223H189ZM19 225V224H18ZM40 225V224H39ZM42 225V224H41ZM40 225V226H41ZM44 226H46L45 225V223H44ZM98 226V225H97ZM154 226H155V224H154ZM154 226H153V228H154ZM35 227H37V226H35ZM42 227V226H41ZM152 227V226H151ZM157 227H158V225H157ZM185 227V226H184ZM192 227H194V226H192ZM206 227V226H205ZM15 228V227H14ZM43 228V227H42ZM46 228V227H45ZM17 229H19V227L17 228ZM36 229V228H35ZM244 229V228H243ZM97 230H98V228H97ZM167 230V229H166ZM248 230V229H247ZM189 231V230H188ZM192 231V230H191ZM226 231V230H225ZM20 232V231H19ZM35 232H36V230H35ZM38 232H39V228H38ZM187 232V231H186ZM196 231H194V233H195ZM211 232V231H210ZM258 232V231H257ZM177 233V232H176ZM243 233V232H242ZM18 234V233H17ZM248 234V233H247ZM16 236V235H15ZM25 236V235H24ZM34 236V235H33ZM209 236V235H208ZM19 237V236H18ZM31 237V236H30ZM34 237H36V235L34 236ZM189 237V236H188ZM215 237V236H214ZM142 238V237H141ZM260 238V237H259ZM22 239V238H21ZM31 239V238H30ZM158 239V238H157ZM156 239V240H157ZM208 239V238H207ZM218 239V238H217ZM13 240V239H12ZM27 240V239H26ZM223 240V239H222ZM32 241V240H31ZM25 242V241H24ZM23 242V243H24ZM217 242V241H216ZM13 243V242H12ZM35 243V242H34ZM233 243V242H232ZM32 246H33V244H31ZM120 245V244H119ZM215 245V244H214ZM13 246H14V244H13ZM141 246V245H140ZM16 247V246H15ZM138 247V246H137ZM163 247V246H162ZM14 248V247H13ZM19 248V247H18ZM18 248H16V249H18ZM25 248H26V246H25ZM30 249V248H29ZM29 249H27V250H29ZM119 251H120V249H119ZM27 252V251H26ZM131 252V251H130ZM139 252V251H138ZM144 252V251H143ZM20 253H23V252H20L19 251V254ZM146 253V252H145ZM260 253H261V251H260ZM27 253H25V254H23V255H26ZM30 254V253H29ZM117 254V253H116ZM149 254V253H148ZM18 255V254H17ZM16 255V256H17ZM36 255V254H35ZM119 255V254H118ZM128 255H129V253H128ZM131 255V254H130ZM30 256V255H29ZM28 256V257H29ZM34 256V255H33ZM124 256V255H123ZM128 257V256H127ZM138 257V256H137ZM13 258V259H12ZM27 258V257H26ZM26 258H24V259H26ZM31 258V257H30ZM29 258V259H30ZM33 258V257H32ZM141 258V257H140ZM170 258H171V256H170ZM147 259V258H146ZM119 260V259H118ZM121 260H122V258H121ZM128 260V259H127ZM140 260V259H139ZM27 261H29V260H27ZM131 261V260H130ZM30 262H31V260H30ZM29 262V263H30ZM132 262V261H131ZM134 263V262H133ZM193 263V262H192ZM31 264H36V261L34 260V262L33 263H31ZM38 264V263H37ZM135 264V263H134Z\"/></svg>",
  "mask_w": 264,
  "mask_h": 264
}]
</instances>
